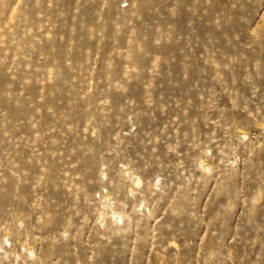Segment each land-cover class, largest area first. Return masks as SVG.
<instances>
[{"label":"rangeland","instance_id":"rangeland-1","mask_svg":"<svg viewBox=\"0 0 264 264\" xmlns=\"http://www.w3.org/2000/svg\"><path fill=\"white\" fill-rule=\"evenodd\" d=\"M0 264H264V0H0Z\"/></svg>","mask_w":264,"mask_h":264}]
</instances>
